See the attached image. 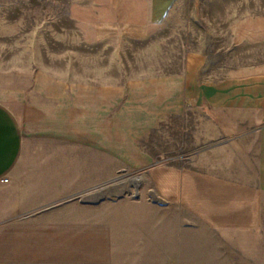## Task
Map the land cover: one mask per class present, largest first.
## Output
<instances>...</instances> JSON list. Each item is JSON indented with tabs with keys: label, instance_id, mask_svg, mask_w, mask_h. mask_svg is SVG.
Here are the masks:
<instances>
[{
	"label": "crops",
	"instance_id": "crops-1",
	"mask_svg": "<svg viewBox=\"0 0 264 264\" xmlns=\"http://www.w3.org/2000/svg\"><path fill=\"white\" fill-rule=\"evenodd\" d=\"M147 2L155 25L185 8L189 41L211 22L192 0ZM253 9L245 41H262ZM181 59L112 97L85 90L29 154L0 100V264H264V64L215 80L203 47Z\"/></svg>",
	"mask_w": 264,
	"mask_h": 264
},
{
	"label": "rangeland",
	"instance_id": "rangeland-1",
	"mask_svg": "<svg viewBox=\"0 0 264 264\" xmlns=\"http://www.w3.org/2000/svg\"><path fill=\"white\" fill-rule=\"evenodd\" d=\"M190 1L197 16L211 19L194 28L201 40H188L182 7L167 24H149L147 0H0V100L18 114L28 154L42 144L35 135L67 105L81 104L85 90L106 87L112 97L132 82L175 73L189 46L208 53L215 80L264 64V0ZM259 3L262 24L251 33L263 40L245 41L243 17L255 11L258 18ZM160 140L146 142L158 149Z\"/></svg>",
	"mask_w": 264,
	"mask_h": 264
},
{
	"label": "water",
	"instance_id": "water-1",
	"mask_svg": "<svg viewBox=\"0 0 264 264\" xmlns=\"http://www.w3.org/2000/svg\"><path fill=\"white\" fill-rule=\"evenodd\" d=\"M136 187H138V184H136Z\"/></svg>",
	"mask_w": 264,
	"mask_h": 264
}]
</instances>
